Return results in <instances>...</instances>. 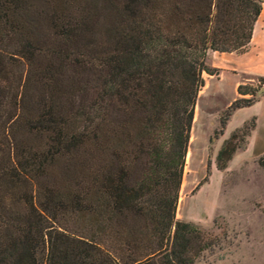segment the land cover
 Returning <instances> with one entry per match:
<instances>
[{"label":"trees","instance_id":"1","mask_svg":"<svg viewBox=\"0 0 264 264\" xmlns=\"http://www.w3.org/2000/svg\"><path fill=\"white\" fill-rule=\"evenodd\" d=\"M262 3L0 0V264H196L218 245L176 217L179 190L208 52H245ZM262 85L237 86L216 134Z\"/></svg>","mask_w":264,"mask_h":264},{"label":"rangeland","instance_id":"2","mask_svg":"<svg viewBox=\"0 0 264 264\" xmlns=\"http://www.w3.org/2000/svg\"><path fill=\"white\" fill-rule=\"evenodd\" d=\"M233 94L230 79L210 80L195 104L191 161H185L176 217L195 222L218 239L196 264H264V154L250 157L238 148L224 169L216 167L218 150L237 126L233 121L227 131L225 127L223 134H216Z\"/></svg>","mask_w":264,"mask_h":264},{"label":"crops","instance_id":"3","mask_svg":"<svg viewBox=\"0 0 264 264\" xmlns=\"http://www.w3.org/2000/svg\"><path fill=\"white\" fill-rule=\"evenodd\" d=\"M207 62L210 66L218 69V74L208 75L205 73L208 79L204 77L205 85L202 90L206 89L207 84L210 85V80L222 82L230 79L234 90L231 101L241 96L237 92V86L239 84L247 83L255 85L258 77L264 76V0L261 12L254 23L248 49L243 53L211 50L208 52ZM202 90H200L198 98ZM258 96V100L253 104L234 110L226 124L227 131L230 123H233V121H237L236 127H239L250 118L256 117V125L248 137L245 148L239 153H251L250 157H257L264 154V93Z\"/></svg>","mask_w":264,"mask_h":264},{"label":"water","instance_id":"4","mask_svg":"<svg viewBox=\"0 0 264 264\" xmlns=\"http://www.w3.org/2000/svg\"><path fill=\"white\" fill-rule=\"evenodd\" d=\"M264 93V85H262L260 88H258V90L256 91L257 95H261Z\"/></svg>","mask_w":264,"mask_h":264},{"label":"bare ground","instance_id":"5","mask_svg":"<svg viewBox=\"0 0 264 264\" xmlns=\"http://www.w3.org/2000/svg\"><path fill=\"white\" fill-rule=\"evenodd\" d=\"M191 155L192 153L189 151L188 156H187V161L190 162L191 161ZM187 173V169L185 170V174Z\"/></svg>","mask_w":264,"mask_h":264}]
</instances>
